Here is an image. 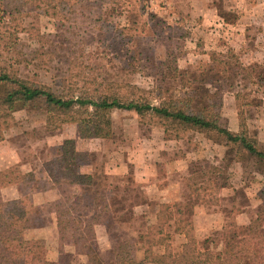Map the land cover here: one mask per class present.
<instances>
[{"label":"rangeland","instance_id":"rangeland-1","mask_svg":"<svg viewBox=\"0 0 264 264\" xmlns=\"http://www.w3.org/2000/svg\"><path fill=\"white\" fill-rule=\"evenodd\" d=\"M7 2L0 0V68L10 74L57 93L68 82L80 87L95 77L159 89L166 99L186 97L199 108L220 101V124L233 131L235 94L247 92V131L263 148L264 0H79L71 12L66 4L47 12L37 0L11 12ZM78 114L76 108L63 116L53 111L47 123L46 105L35 99L0 117V170L22 173L3 196L19 193L31 206L36 226L21 237L43 239L48 259L57 254L62 264H90L88 255L79 263L67 251L68 232L36 231L56 221V209L79 199L68 216L92 224L95 238L84 247L103 264L114 260L123 241L134 246L137 260L144 258L138 234L149 225L136 206L152 204L147 210L154 212L151 199L163 201L159 209L170 221L153 253L167 242L173 251L181 249L184 237L172 233L177 202L199 247L216 254L226 247L223 227L241 233L264 204V161L215 130L166 129L134 111L114 109L109 137L82 138ZM65 139L74 140L91 184L72 186L61 173L49 177L47 164ZM1 158L13 164L1 168ZM49 188L50 200L34 204L33 192Z\"/></svg>","mask_w":264,"mask_h":264},{"label":"trees","instance_id":"trees-1","mask_svg":"<svg viewBox=\"0 0 264 264\" xmlns=\"http://www.w3.org/2000/svg\"><path fill=\"white\" fill-rule=\"evenodd\" d=\"M78 1L37 0V3H42V8L47 12L64 9L66 4L67 12H71ZM29 2L35 0H10L6 7L12 12ZM166 62L168 63V58ZM0 87V99L6 106V112L0 113V117L9 116L18 107L40 99L46 105L47 123L50 122V114L53 111L63 116L76 108L79 111L77 127L80 137L107 138L112 133L110 113L114 109H122L134 111L140 119L147 118L151 124H160L166 129L215 130L222 134L228 143L239 144L248 154L264 161V146L258 147L247 131L244 115L245 105L250 103L247 92L239 91L235 94L238 130L233 131L220 124V101H209L199 108L186 97L166 99L159 96V89L148 90L108 79L98 81L94 77L91 81H84L80 87L68 82L66 91L57 93L47 86L32 83L0 68ZM79 155L74 140L65 139L60 146V154L47 164L49 177L54 180L56 174L61 173V178L67 184H91V175L78 171V166L81 165V162L78 163ZM18 175L22 176V173H16L12 169L0 170V264H62L46 257L43 239L21 237L24 230L36 226L31 206L21 198H4L2 193L4 187L19 181ZM79 202L80 199L71 202V205L67 204L66 209H56V226L59 232L70 234L77 252L88 255L90 264H103L84 247L88 241L95 238L92 224L68 216L74 209L73 206ZM64 214H67V219L60 217ZM168 221L169 218L164 217V213L160 211L157 221L150 224L145 233L138 234L144 249L143 259L137 260L132 252L134 246L129 241H123L115 251L114 260L109 264H146L148 261L154 264H264V204L241 233H230L227 225L223 227L222 236L226 247L222 254L199 247L192 224L182 216L179 202L175 203L173 223L175 231L184 236L181 249L175 252L167 242L163 252L153 253L152 247L164 239L160 237L164 231L163 226Z\"/></svg>","mask_w":264,"mask_h":264},{"label":"crops","instance_id":"crops-1","mask_svg":"<svg viewBox=\"0 0 264 264\" xmlns=\"http://www.w3.org/2000/svg\"><path fill=\"white\" fill-rule=\"evenodd\" d=\"M4 158H1V168H7L8 166L12 165L13 163L11 164H8L6 158L4 159L5 161H3ZM16 162V161H15ZM82 164L78 166V171L81 172V173H88V174H91V172L88 171V169H86L85 171H81V168H82ZM13 186V185H11ZM72 186H77V187H81L82 185L81 184H74ZM9 188L8 186L4 187L3 189H7ZM2 189V190H3ZM3 192V191H2ZM20 195L19 193H17V195L14 197V198H18ZM33 203H38V204H41L42 202H45V201H49L50 200V197L51 196V189L49 188L48 190L46 191H40V190H36V192H33ZM36 198V199H35ZM151 202L152 203H155V206H156V210H154V212H151L150 210H147V207H150L152 206V204H149L148 203H145L144 206L146 207V209H142V205L143 204H139L136 206L137 210L140 211V213L143 214L144 216V219L147 220V226L150 225V224H154L156 221H157V217L160 213V207L162 206V202L161 200L159 201H155V199H151ZM136 210V209H135ZM53 219V222L50 223V226H41V227H38L37 228V232H39L40 235L43 234V232H46L45 230L46 229H49V228H53L56 230L57 226H56V221H55V218H52ZM172 222V221H171ZM99 226L101 227L102 225L99 224ZM102 227H105V225H103ZM143 232V231H142ZM172 233H175V235H179V236H183V234L175 231L174 229V225L172 227ZM67 251H70V253L72 254V256H75L77 258H80L79 259V263H81L82 261L85 262V260H83L82 258L85 257L86 258V255L81 254L80 252H77L76 248H75V245L72 242H67ZM143 251V250H142ZM163 252V251H162ZM58 255L55 254V255H51L50 256V260H58Z\"/></svg>","mask_w":264,"mask_h":264}]
</instances>
